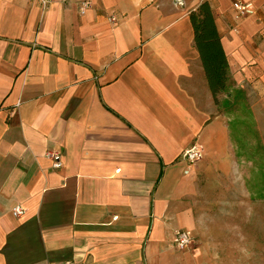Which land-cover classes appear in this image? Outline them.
Masks as SVG:
<instances>
[{
  "label": "crops",
  "instance_id": "crops-1",
  "mask_svg": "<svg viewBox=\"0 0 264 264\" xmlns=\"http://www.w3.org/2000/svg\"><path fill=\"white\" fill-rule=\"evenodd\" d=\"M236 1L254 12L237 20ZM203 2L228 57L218 103L190 19ZM238 106L258 163L239 156ZM260 162L264 0H0V264H250L217 249L212 212L264 209ZM179 229L192 249L173 246Z\"/></svg>",
  "mask_w": 264,
  "mask_h": 264
},
{
  "label": "rangeland",
  "instance_id": "rangeland-1",
  "mask_svg": "<svg viewBox=\"0 0 264 264\" xmlns=\"http://www.w3.org/2000/svg\"><path fill=\"white\" fill-rule=\"evenodd\" d=\"M220 106L224 110L227 107L223 101L220 102ZM233 115H234L233 116L234 118L232 120V123L234 125L235 138L238 140V145H239V149H240L239 156H244V157L249 156L250 160H256V162H257V157L260 158L263 155V148L256 147L255 145L250 146V145H248V143H250V142H247L248 140L257 139L256 138L257 132L253 131V129L242 130L243 123L248 124L247 122H249V124H250L249 126L251 127V124L253 122L251 120L252 116L243 112L239 106L234 109ZM243 115L246 117H244ZM242 145H244V146H242ZM202 151H203V149H202ZM255 164H252V165L255 166ZM259 165L262 167L264 164L262 162H260ZM255 171H253L251 168V173L253 172L254 174H256ZM261 173H262V169L260 170V174ZM259 178H260V181H259L260 184L264 185V180L260 176H259ZM255 180L257 181V177H256V179L251 178V182H253ZM256 197H257V195L252 196L253 201H254V198L256 199ZM257 207L258 206L255 205V208H257ZM212 218H214L215 220L219 221L222 224L220 227V230L216 231V229H215L216 238L214 241H215V244L217 245V249H219V251H223V252L228 251L229 252L231 250H234V253H237V254L250 253L251 256L255 257V258L250 259V264H264V258L263 257L257 258L258 253L262 254L264 252V242H263V240H264V228H263L262 224H261V226L258 227L256 224L253 226H247V224L241 223L242 221H244L246 219L263 220L264 219V209H261V207H258L257 209H254V210L251 209L248 211H246V210L236 211V210L219 209V210L212 212ZM236 221H239L240 224L243 225V228H238L236 226L230 227V224H232V222L234 224H236ZM240 229H241V231L249 234L248 238H245V236L242 237V236H240V234H236L234 232L230 233L231 230L235 231V230H240ZM223 230H224V232H223ZM219 231H221L222 233ZM225 231L227 233H225ZM197 243H198V240L196 239V244ZM238 261L241 262L242 260H238Z\"/></svg>",
  "mask_w": 264,
  "mask_h": 264
},
{
  "label": "trees",
  "instance_id": "trees-1",
  "mask_svg": "<svg viewBox=\"0 0 264 264\" xmlns=\"http://www.w3.org/2000/svg\"><path fill=\"white\" fill-rule=\"evenodd\" d=\"M190 19L195 46L199 51L209 88L218 103L219 94L227 86L229 64L210 4L201 3L190 13Z\"/></svg>",
  "mask_w": 264,
  "mask_h": 264
},
{
  "label": "built area",
  "instance_id": "built-area-1",
  "mask_svg": "<svg viewBox=\"0 0 264 264\" xmlns=\"http://www.w3.org/2000/svg\"><path fill=\"white\" fill-rule=\"evenodd\" d=\"M32 1L39 4L43 9H46L53 0H32ZM91 7H92V2L90 1L82 2L79 6L80 14L81 15L85 14L88 11V9ZM233 7L236 11L235 17L237 20H241L254 12L252 6L240 1L234 2ZM235 30H238V28H235ZM45 155L53 160V167L55 169H61L64 167V160L61 152L48 150ZM202 156H203L202 149L196 145L193 146L191 149L187 150V152L185 153V157L191 160L192 162L199 160L200 158H202ZM12 213L16 217H21L26 213V209L21 205H17L12 209ZM195 244H196L195 236L190 230L179 229L175 232L173 238V246L176 249L178 250L192 249L195 246ZM67 264H74V263L68 261Z\"/></svg>",
  "mask_w": 264,
  "mask_h": 264
}]
</instances>
